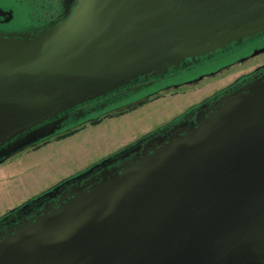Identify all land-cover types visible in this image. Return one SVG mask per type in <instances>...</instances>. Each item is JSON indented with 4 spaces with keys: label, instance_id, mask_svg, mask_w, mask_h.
<instances>
[{
    "label": "water",
    "instance_id": "95a60500",
    "mask_svg": "<svg viewBox=\"0 0 264 264\" xmlns=\"http://www.w3.org/2000/svg\"><path fill=\"white\" fill-rule=\"evenodd\" d=\"M263 33L264 0H80L0 35V164L78 106ZM0 264H264V75L9 227Z\"/></svg>",
    "mask_w": 264,
    "mask_h": 264
},
{
    "label": "flooded vegetation",
    "instance_id": "af4514ba",
    "mask_svg": "<svg viewBox=\"0 0 264 264\" xmlns=\"http://www.w3.org/2000/svg\"><path fill=\"white\" fill-rule=\"evenodd\" d=\"M79 2L80 0H0V35L37 34L44 28L53 26L68 17ZM262 56H264V33L252 39H246L239 44H231L211 56L197 60L189 59L180 68L171 69L163 76L140 79L118 89L110 94L119 95L115 104L99 101L87 109L84 108L86 106L84 104L71 110L69 118L62 123V127L56 132V135L65 132L71 125L82 123L88 115L97 110L107 109L110 112L114 108L119 110L124 107L125 109L121 112L131 110L151 101L152 98H159L163 92L167 94V91L175 92L182 88L193 90L209 79L218 78L228 73L230 76L235 75L230 82L203 98L183 114L121 150V153L113 156L107 165L95 168L85 178L64 184L56 191V196L31 201L25 209H18L7 218L0 220V234L7 232L9 227H14L26 219H33L45 208L46 204L53 200L58 201L61 195L74 185L82 186L86 180L97 177L102 170L116 167L122 161L132 159L138 152H142L154 138L170 134L177 124L196 121L198 114L207 110L216 100L255 78L263 76L264 57ZM108 96L99 99L106 100ZM110 107L112 108L110 109Z\"/></svg>",
    "mask_w": 264,
    "mask_h": 264
},
{
    "label": "rangeland",
    "instance_id": "374dc122",
    "mask_svg": "<svg viewBox=\"0 0 264 264\" xmlns=\"http://www.w3.org/2000/svg\"><path fill=\"white\" fill-rule=\"evenodd\" d=\"M234 76L228 73L209 79L193 90L182 88L175 92L167 91V94L163 92L159 98H152L123 113L120 112L125 107L117 110L113 107L115 105L110 112L97 110L82 121L86 125L78 132L62 139L53 137L38 148L16 153L0 164V218L167 124L230 82ZM118 96L114 94L106 100L97 99L84 108L99 101L115 104ZM106 112L115 115L103 118L98 124L86 123L104 116ZM79 125H71L66 130Z\"/></svg>",
    "mask_w": 264,
    "mask_h": 264
},
{
    "label": "trees",
    "instance_id": "16d2710c",
    "mask_svg": "<svg viewBox=\"0 0 264 264\" xmlns=\"http://www.w3.org/2000/svg\"><path fill=\"white\" fill-rule=\"evenodd\" d=\"M120 113H123V112H120ZM120 113H117V114H120ZM113 115H115V114H113V113H109V114H107V115H105V116H103V117H99V118L93 119V120H91L90 122H91V124H97V123L101 122V120H102L104 117L113 116ZM85 125H86V124H85ZM85 125H84V123H82V124H80L79 126L73 128V129L66 130L65 132H62V133H60V134H57V135L54 136V137H56V138H58V139H62V138L68 137V136H70V135H72V134L78 132V131H79L80 129H82ZM47 142H49V141H47ZM47 142H46V143H47ZM43 144H45V143H43ZM43 144H41V145H43ZM41 145H39V147H40ZM36 147L38 148V146H36ZM34 148H35V147H34ZM16 209H17V208H16ZM15 211H16V210H15ZM11 213H12V211H10L8 214H6V215H4L3 217H1L0 220H3V219H5V218H7Z\"/></svg>",
    "mask_w": 264,
    "mask_h": 264
},
{
    "label": "crops",
    "instance_id": "0c3cea01",
    "mask_svg": "<svg viewBox=\"0 0 264 264\" xmlns=\"http://www.w3.org/2000/svg\"><path fill=\"white\" fill-rule=\"evenodd\" d=\"M102 121H103V120H102ZM102 121H101V122H102Z\"/></svg>",
    "mask_w": 264,
    "mask_h": 264
}]
</instances>
